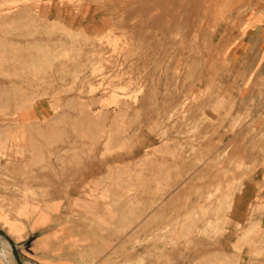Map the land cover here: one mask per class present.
Returning <instances> with one entry per match:
<instances>
[{
	"label": "rangeland",
	"instance_id": "obj_1",
	"mask_svg": "<svg viewBox=\"0 0 264 264\" xmlns=\"http://www.w3.org/2000/svg\"><path fill=\"white\" fill-rule=\"evenodd\" d=\"M263 27L264 0H0V264H264Z\"/></svg>",
	"mask_w": 264,
	"mask_h": 264
},
{
	"label": "crops",
	"instance_id": "obj_2",
	"mask_svg": "<svg viewBox=\"0 0 264 264\" xmlns=\"http://www.w3.org/2000/svg\"><path fill=\"white\" fill-rule=\"evenodd\" d=\"M253 36L256 38L258 42L255 46L258 49V53L256 54V64L260 63L262 66V73L264 75V27L259 29L257 32L254 31ZM242 46L239 48H235L233 55H237V57H242L243 55L249 60V28L247 27L245 31V39L241 41ZM261 61V62H259Z\"/></svg>",
	"mask_w": 264,
	"mask_h": 264
},
{
	"label": "bare ground",
	"instance_id": "obj_3",
	"mask_svg": "<svg viewBox=\"0 0 264 264\" xmlns=\"http://www.w3.org/2000/svg\"><path fill=\"white\" fill-rule=\"evenodd\" d=\"M46 19H47V18H46ZM30 30H31V29H30ZM17 112H18V111H17ZM13 131H14V130H13ZM15 131H16V129H15ZM54 135H55V134H54ZM13 137H14V136H13ZM1 144H2V143H1ZM8 148H9V147H8ZM18 148H19V147H18ZM20 149H21V148H20ZM15 151H16V150H15ZM20 152H22V151L20 150ZM17 154H18V153H17ZM18 156H19V155H18ZM19 157H20V156H19ZM32 161H33V160H32ZM31 163H32V162H31ZM24 165H25V163H24ZM24 165H23V166H24ZM28 193H29V192H28ZM28 200H29V199H28ZM14 201H15V200H14ZM14 201H13V202H14ZM84 205H85V204H84ZM84 205H83V206H84ZM85 207H86V206H85ZM4 208H5V207H4ZM29 208H30V207H29ZM25 210H26V209H25ZM31 210H32V209H31ZM91 210H92V209H91ZM20 211H22V210H20ZM46 211H47V210H46ZM24 212H25V211H24ZM40 212H41V211H40ZM42 213H43V212H42ZM54 213H55V212H54ZM25 214H26V212H25ZM27 214H28V212H27ZM27 214H26V215H27ZM17 215H18V214H17ZM19 215H20V214H19ZM22 215H24V214L22 213ZM24 216H25V215H24ZM45 217H46V216H45ZM35 218H36V217H35ZM43 218H44V217H43ZM0 219H2V220L4 221V223L7 222V219H6V217H5L4 214H3V215L0 214ZM45 219H46V218H45ZM41 220H42V219H41ZM11 222H12V221H11ZM11 222L8 221V223H11ZM14 222H15V221H14ZM14 222H13V223H14ZM17 223H18V222H17ZM6 224H7V223H6ZM41 224H42V223H41ZM7 225H8V224H7ZM17 225H18V224H17ZM10 226H13V225H12V224H11V225L9 224V227H10ZM252 227H253V226H252ZM252 227H251V228H252ZM13 228H14V227H13ZM13 228H12V229H13ZM251 228H250V229H251ZM15 229H16V228H15ZM21 229H22V228H21ZM10 232H11V231H10ZM13 233H14V232H13ZM19 233H20V232H19ZM11 234H12V232H11ZM1 263H2V262H1Z\"/></svg>",
	"mask_w": 264,
	"mask_h": 264
}]
</instances>
